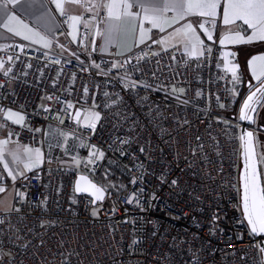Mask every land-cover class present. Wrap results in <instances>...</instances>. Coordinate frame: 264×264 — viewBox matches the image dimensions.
<instances>
[{
	"label": "built area",
	"instance_id": "1",
	"mask_svg": "<svg viewBox=\"0 0 264 264\" xmlns=\"http://www.w3.org/2000/svg\"><path fill=\"white\" fill-rule=\"evenodd\" d=\"M79 1L75 38L65 13L55 50H0V126L44 155L0 209V264H264L241 207L239 85L221 45L102 54L104 14ZM77 174L105 190L102 202L75 193Z\"/></svg>",
	"mask_w": 264,
	"mask_h": 264
},
{
	"label": "crops",
	"instance_id": "2",
	"mask_svg": "<svg viewBox=\"0 0 264 264\" xmlns=\"http://www.w3.org/2000/svg\"><path fill=\"white\" fill-rule=\"evenodd\" d=\"M85 1L92 2L94 4V13L97 12L104 14V19L100 25L99 34L97 38L98 50L102 54L123 55L138 46L150 43L158 50L174 49L187 55L199 56L201 54H191L190 49L186 47L185 38L182 34L177 32V29H182L187 23H191L193 25V28H195L196 31V35L199 37L200 40L203 41V45L201 46L202 52H204V49L207 45L214 43L221 45L219 41L224 38L225 35L234 33L236 31H240L242 33L246 32L247 34H250L251 32V30L248 29L247 25H245L243 21H237L235 24L228 26H225L223 24L222 16L224 0H221L220 8L218 9V15L216 17V22L214 25L208 22L209 18L201 17L199 15H192L189 17H185L182 20L178 19L176 23L170 24V26H166L165 30L161 32L158 28H152L151 24L148 21H144L143 27L145 29H150V31L146 32L143 38V42H141L140 19L143 17L144 12L139 6H134L131 9L132 12L140 14V17L135 22V27L133 28V25L129 24L126 19L117 22L109 18L107 5L113 2H116L118 4L119 0ZM78 2L80 1L75 0V2H72V0H60V3L64 7L65 13L71 14L75 17H79V15L83 12V8ZM163 3L164 0H159V6H162ZM145 6H152V0H145ZM4 11L5 9L3 7H0V50L4 49L13 41H20L26 46H31L39 49H56L53 44V38L58 26V16L62 14L61 9L57 7V0H53L50 4H48L45 0H20L18 4H8L7 14L15 15L20 21L18 27L19 30L22 32V35H16L14 32H9L8 29L3 27V23L7 21V16L3 14ZM113 11L119 12L122 11V8L118 7L116 9H113ZM164 15L169 20H171V18L176 16V12L169 9L164 13ZM201 22H204L206 24V27L209 28V31L212 33V40H209L207 38V34L204 33V31L198 27ZM74 23L75 28H73ZM115 24L120 25L119 31H114L110 33V26ZM78 26L79 21L72 22L70 34L73 38H75L76 36ZM36 32H38L40 35H33V33ZM25 35L30 36L31 38L25 39ZM41 37H43L44 39H41ZM45 42L48 43V46H45ZM257 44L262 45L264 47V41L221 45V60L224 69L225 65L223 53L225 52L232 53L233 55L229 56V61L233 64L238 65L237 74L239 76V81L236 83L237 85H239V87L241 86V88L246 89L243 99L251 90L260 86L261 83L264 82V76H261V78L257 80L252 74L253 67L249 66V61L253 57L264 55V51H252L254 46ZM254 69L256 73L259 74L261 71H264V64L257 61L255 63ZM225 71L232 77L230 72H228L226 69ZM248 84H250L249 88H247ZM239 92L240 90L238 91V93ZM240 105L237 108V112H239ZM10 111L22 115L19 112L13 110ZM6 113L3 115V117L7 119ZM256 114H259L260 117L262 116L264 119V105L263 107L259 106L258 110L256 111ZM9 121L13 122V120ZM0 141H7V143L5 144H0V156H2V158H0V168L8 177V186L10 183H17L19 187L24 180L19 182L18 178L13 176V174L9 175V172L12 173L13 171V163L11 158L9 157V154L16 149H21L22 151L26 152H34L37 149L23 146L21 144L9 140V138L6 136L5 129L2 126H0ZM42 162L28 164L26 168V170H28L27 175L31 173L34 169L39 167ZM5 165H7V167H5ZM13 177L15 178L13 179ZM8 186L4 189L1 196L8 188Z\"/></svg>",
	"mask_w": 264,
	"mask_h": 264
},
{
	"label": "snow or ice",
	"instance_id": "3",
	"mask_svg": "<svg viewBox=\"0 0 264 264\" xmlns=\"http://www.w3.org/2000/svg\"><path fill=\"white\" fill-rule=\"evenodd\" d=\"M20 0H0V7L5 9L4 15L7 16V21L3 23V27L8 29L9 32H14L16 35H22L19 30L18 25L20 21L15 15L7 14L8 4H18ZM75 2V0H72ZM221 0H164L162 6H159V0H152V6L146 7L145 0H119V3L113 2L107 5L108 15L111 20L120 22L126 19L127 22L135 27V22L140 17L139 13L132 12L131 9L134 6H139L144 12L143 17L140 19V38L143 42V38L147 31L150 29H145L143 27V22L148 21L152 28H158L161 32L165 30L166 26L176 23L178 19L182 20L185 17L192 15H199L201 17L209 18L212 25L216 22V17L218 15V9L220 8ZM57 7L61 9L62 14H65L63 5L60 0H57ZM122 8V11L114 12L113 9ZM169 9L176 12V16L169 20L164 13ZM74 22L79 21V17H70ZM237 21H243L247 25L248 29L251 30L250 34L242 33L236 31L234 33L225 35L219 43L221 45L226 44H240V43H251L253 41H264V0H224L223 16L222 22L225 26L233 25ZM46 22V21H45ZM26 27V26H25ZM198 27L207 34V38L212 40V33L209 28L206 27L204 22H201ZM75 28V23L73 24ZM120 25H111L109 32L119 31ZM177 32L182 34L186 41V47L190 49L191 54H203L201 46L203 41L199 39L196 35L195 28L191 23H187L182 29H177ZM33 35L39 36L38 32L33 33ZM25 39H30V36L25 35ZM41 39H44L41 37ZM163 42V41H161ZM45 46L48 43L45 42ZM232 53H223L225 69L231 73L232 79L235 82L239 81L238 76V65L233 64L229 61V56ZM259 61L264 64V55L255 56L249 61V66L253 67V76L259 80L261 76H264V71L259 74L256 73L254 66L255 63ZM264 100V83L252 92L247 99L244 101L240 119L245 121L252 120V116L249 112H255V105L259 104ZM71 107V105H69ZM7 119L13 120L14 123L20 124L23 122L24 117L18 113H13L9 111L6 113ZM96 119H99V113L94 114ZM94 127V125H90ZM241 136V140L245 144V169H244V183H243V210L248 217V221L251 225V231L253 234H264V184L261 183L260 175L258 173L255 161L252 160V132L246 133ZM7 141H0V144H5ZM37 159L39 158V150H36ZM94 155V154H93ZM103 156V153H100ZM2 158V156H0ZM7 167V165H5ZM27 167V165H26ZM9 175H12L9 172ZM15 177H13L14 179ZM80 180L86 181L84 186H81L80 182H77L76 191L77 192H87L92 190V195L95 196L97 200L103 199V189L96 187L94 184L87 182L86 177H81ZM175 183V182H173ZM0 191H4L0 188ZM264 251V247L261 249Z\"/></svg>",
	"mask_w": 264,
	"mask_h": 264
},
{
	"label": "rangeland",
	"instance_id": "4",
	"mask_svg": "<svg viewBox=\"0 0 264 264\" xmlns=\"http://www.w3.org/2000/svg\"><path fill=\"white\" fill-rule=\"evenodd\" d=\"M240 88L241 86L239 87L238 90L235 91L234 96H237ZM263 105H264V100L262 101L260 106L263 107ZM255 109H256V106H255ZM249 115L252 116V120L247 121L248 124L246 127L245 135L247 132L253 133L252 145H251L252 160L255 161L258 173L260 175L261 183L264 184V166H263L264 161H263V155H262V152H263L262 148L264 145L260 143L258 133H256L255 131L256 126H258L259 128L264 126V119L262 116L260 117L259 114H255L254 116V112H249ZM235 117L238 121H240V114L238 112L235 113ZM38 150H39L38 159H37L36 150L34 152H26V151H22L21 149H16L9 154V157L11 158L12 163H13L12 174L16 178H18L19 182L23 181L27 175L28 170H26L27 168L26 165L33 164L35 162H42L44 155L40 149ZM240 176H241V168L239 172V179H240ZM16 194H18V184L10 183L8 188L5 190L3 195L0 197V209L10 208L12 206V200ZM245 222L248 225L246 220Z\"/></svg>",
	"mask_w": 264,
	"mask_h": 264
},
{
	"label": "water",
	"instance_id": "5",
	"mask_svg": "<svg viewBox=\"0 0 264 264\" xmlns=\"http://www.w3.org/2000/svg\"><path fill=\"white\" fill-rule=\"evenodd\" d=\"M264 83V82H262ZM250 84H248L247 88H249ZM261 86V85H260ZM260 86L254 88L253 90H251L246 96L245 98L243 99L241 105H240V108H239V114H241V108H242V105L244 103V101L247 99V97L252 93V92H255L257 88H259ZM263 101V100H262ZM262 101L255 105L256 106V110L254 112V116L256 114V111L258 110L260 104L262 103ZM254 120V119H253ZM241 123V127H240V132H241V136L242 135H245V132H246V127H247V124L248 122L245 121V120H241L239 121ZM245 139H246V135H245ZM245 161H246V156H245V144H244V141L241 140V176H240V189H241V207H242V211H243V214H244V218L245 220L247 221L248 225H249V228L251 230V225L248 221V217L246 216L244 210H243V183H244V179H243V175H244V169H245ZM81 177H86L87 178V182H90L91 184H94L96 187L98 188H101L103 189L100 185L96 184L95 182H93L87 175H84V174H77L76 175V178H75V183H74V190H75V193L78 194V195H87L89 196L91 199H92V204L93 205H96L98 202H102L103 199H104V196H105V190L103 189V199L102 200H97L95 198V196L92 195V190L90 189L89 191L87 192H77L76 191V186H77V182L79 181L81 186H84L86 181H82L80 180ZM252 232V231H251ZM255 237H257L259 239V244H260V249H262V247H264V235L263 234H253ZM261 253H262V258H263V262H264V251L261 250Z\"/></svg>",
	"mask_w": 264,
	"mask_h": 264
},
{
	"label": "trees",
	"instance_id": "6",
	"mask_svg": "<svg viewBox=\"0 0 264 264\" xmlns=\"http://www.w3.org/2000/svg\"><path fill=\"white\" fill-rule=\"evenodd\" d=\"M252 51H264V47L262 45H255ZM246 89L245 88H241L240 92L238 93L235 101L233 102V111L236 112L237 108L239 107L244 94H245ZM261 129H264L263 127H260Z\"/></svg>",
	"mask_w": 264,
	"mask_h": 264
},
{
	"label": "flooded vegetation",
	"instance_id": "7",
	"mask_svg": "<svg viewBox=\"0 0 264 264\" xmlns=\"http://www.w3.org/2000/svg\"><path fill=\"white\" fill-rule=\"evenodd\" d=\"M243 100V99H242Z\"/></svg>",
	"mask_w": 264,
	"mask_h": 264
}]
</instances>
